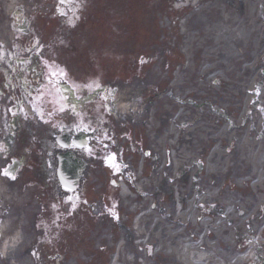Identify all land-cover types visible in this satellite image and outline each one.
I'll return each instance as SVG.
<instances>
[{
	"label": "rangeland",
	"instance_id": "obj_1",
	"mask_svg": "<svg viewBox=\"0 0 264 264\" xmlns=\"http://www.w3.org/2000/svg\"><path fill=\"white\" fill-rule=\"evenodd\" d=\"M180 2L109 0L104 5L109 15L100 12L104 26L99 29L104 30H99V58L90 69L94 75L101 71L99 84L115 98L105 99L110 130L99 137V170L93 165L94 172L89 170L81 187L86 186L90 200L99 198V212L90 215L79 207L72 221L61 219L65 231L45 235L34 231L18 211L26 195L40 194L39 189L17 197L16 183L2 185V194L9 196L0 201L10 207V230L25 224V247L34 243L38 253L50 256L62 252L61 264H110L124 239L119 264L127 261L126 251L136 256L135 264H180L159 250V238L147 240L145 235L144 244L135 246L132 216L141 207L152 211L145 225L150 229L156 225L159 232L178 220V212L172 213L178 200L185 208L194 202L184 229L188 237L197 238L205 230L200 222L230 219L224 214L229 205L225 199H240L235 207L252 211L255 202L250 200L256 196L257 203L261 195L246 182L254 173L256 150L264 155V0H199L196 5L193 0L194 5L174 9ZM121 104L125 109L117 108ZM141 163L146 177L139 184L143 193L121 195L115 183L124 181L134 192L133 178L139 179L133 173ZM208 205L211 215H206ZM202 212L205 218L199 216ZM96 214L99 219L93 217ZM92 225L95 234L89 235ZM255 225V219L247 226L242 218L226 225L229 230L221 238L204 241L215 248L208 253L215 252L218 264L226 263L252 238L259 255ZM235 235L239 244L228 246Z\"/></svg>",
	"mask_w": 264,
	"mask_h": 264
},
{
	"label": "flooded vegetation",
	"instance_id": "obj_2",
	"mask_svg": "<svg viewBox=\"0 0 264 264\" xmlns=\"http://www.w3.org/2000/svg\"><path fill=\"white\" fill-rule=\"evenodd\" d=\"M108 1L18 0L10 16L5 2H0V162L14 165L15 160L24 158L27 167L19 176L23 185L33 180L38 164H53L57 155L55 137H50L55 119L49 115L44 121L43 125H48L44 139L43 125L33 119L38 109L54 111L61 84L86 94L93 79H99V73L92 74L90 68L99 58V30H104L99 29L104 25L99 18L100 12L109 15L104 6ZM89 48L94 50L89 52ZM23 102L28 103L29 116L21 108ZM87 114L91 120L84 127L77 128L73 123H86L84 119H69L72 136L87 126L99 133V103ZM16 118L26 122L23 127ZM44 197L51 201L53 193L49 191Z\"/></svg>",
	"mask_w": 264,
	"mask_h": 264
},
{
	"label": "bare ground",
	"instance_id": "obj_3",
	"mask_svg": "<svg viewBox=\"0 0 264 264\" xmlns=\"http://www.w3.org/2000/svg\"><path fill=\"white\" fill-rule=\"evenodd\" d=\"M184 1V0H183ZM189 0H186L184 2H187ZM122 109H125V105L121 104L119 106ZM256 154L254 155V163L253 167L257 170L255 172L256 181L258 182V185L262 186L264 185V155L259 150H256ZM217 152V147H214L212 150V154ZM258 186H256L257 188ZM122 194L125 196L124 187H121ZM195 208V203H189L186 208L182 209V211H185L186 213L181 216H179L180 219L186 218V221L188 222V216L190 215L191 211ZM180 211V213H182ZM231 214L227 213L226 215ZM147 215L152 216V211H149ZM186 215V217H185ZM254 214L251 216V218H254ZM200 220V219H199ZM198 219H196V224H198ZM237 219H228L226 221L216 222L215 224H212V222H206L201 223L199 225H203L205 228L209 230H212L217 235L216 237L221 238L224 234L227 233V229L225 225H229L230 223L236 222ZM179 220L177 223L173 224L169 228L161 227L160 231L157 232V227L153 229L146 230V233L150 237L152 241H155V238H159V250H171L173 247H176V250H178L176 253L179 254L180 252L183 253L184 256L189 257V259H184L185 264H218L216 254H210L208 251H214V247L205 244L204 242V236H200L197 238L195 235H192L191 238L184 240V235L181 232H175L173 231L179 226ZM160 222L154 223L158 224ZM9 226L7 220L3 223V225L0 227V233L5 231L7 227ZM199 229H201V226H199ZM169 230V231H168ZM156 232L158 233V236L156 237ZM264 235V231H263ZM208 237H214L215 235H212L208 232ZM25 239L21 234H17L14 237V246L12 247V252L15 253L18 257H20V260L18 264H30L27 252L24 247ZM191 259V261H190ZM248 259V254H244L243 256L235 257L231 260L229 263H223V264H249L250 260ZM259 264V263H258ZM260 264H264L261 262Z\"/></svg>",
	"mask_w": 264,
	"mask_h": 264
},
{
	"label": "snow or ice",
	"instance_id": "obj_4",
	"mask_svg": "<svg viewBox=\"0 0 264 264\" xmlns=\"http://www.w3.org/2000/svg\"><path fill=\"white\" fill-rule=\"evenodd\" d=\"M5 174H6V175L8 174L7 171H5Z\"/></svg>",
	"mask_w": 264,
	"mask_h": 264
}]
</instances>
